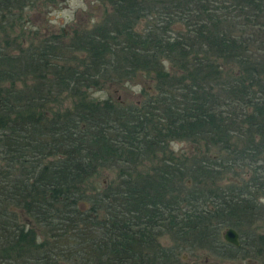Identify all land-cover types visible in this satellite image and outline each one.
Segmentation results:
<instances>
[{"label": "trees", "instance_id": "trees-1", "mask_svg": "<svg viewBox=\"0 0 264 264\" xmlns=\"http://www.w3.org/2000/svg\"><path fill=\"white\" fill-rule=\"evenodd\" d=\"M60 1L0 0V264H264L241 231L264 199V0H91V26L27 30ZM142 80L132 104L88 96Z\"/></svg>", "mask_w": 264, "mask_h": 264}, {"label": "rangeland", "instance_id": "rangeland-1", "mask_svg": "<svg viewBox=\"0 0 264 264\" xmlns=\"http://www.w3.org/2000/svg\"><path fill=\"white\" fill-rule=\"evenodd\" d=\"M104 11L105 7L91 0H64L60 1L55 6H51L50 8H40L38 10L26 11L24 13V17L28 20V22L25 24V27L27 30L32 29L39 31L40 35L49 32L58 33L62 29L69 31V29L75 25H93L103 18L105 15ZM143 25H145L144 22H142L140 27L142 28ZM175 27L179 28V31H183V26L180 23H176ZM148 84L150 83L147 80H142L138 82L133 81L123 86H117L116 84L111 86L106 85L101 89H93L92 91H88V96L100 101L110 98L123 104H132L137 101L141 87H146ZM170 148L177 156H187L190 151L189 145L183 142L173 143L171 144ZM150 166V162L144 163V166H141V169L139 168V170L145 172ZM113 170L114 169H106L101 171L97 174L96 181H102L104 182L103 185H107V183H109L110 180L115 176L116 172ZM238 174L239 176L228 174V178L226 177V179H224L222 186L225 188L230 187V182L239 183L242 178L245 181L248 177L247 170L245 171L238 169ZM238 186L240 187L241 183ZM258 200L259 211L255 215L256 220L251 222L249 227L247 226L248 224H246L245 227L241 229V231H246V234L264 236V199ZM227 229L228 228H225L220 231L222 237ZM235 231L238 233L240 240L241 232L239 230ZM163 239V244H165L164 242L166 239ZM187 260L188 264H247L249 262L245 260L241 261L238 258L229 259L217 257L208 251L189 254Z\"/></svg>", "mask_w": 264, "mask_h": 264}, {"label": "water", "instance_id": "water-1", "mask_svg": "<svg viewBox=\"0 0 264 264\" xmlns=\"http://www.w3.org/2000/svg\"><path fill=\"white\" fill-rule=\"evenodd\" d=\"M223 240H224L226 243H228V244H230V245H232V246H234V247H236V248H238V247L240 246L239 235H238V233H237L234 229H232V228H228V229L225 231V233L223 234Z\"/></svg>", "mask_w": 264, "mask_h": 264}]
</instances>
